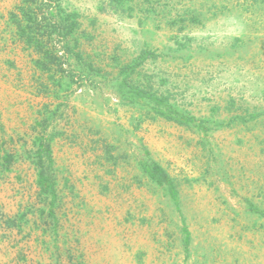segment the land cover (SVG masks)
<instances>
[{
	"label": "rangeland",
	"instance_id": "obj_1",
	"mask_svg": "<svg viewBox=\"0 0 264 264\" xmlns=\"http://www.w3.org/2000/svg\"><path fill=\"white\" fill-rule=\"evenodd\" d=\"M21 2L0 0V156L14 157L0 173V264H264V6L161 0L173 18L199 12V24L182 25L166 13L147 19L143 0H133L130 17L107 0H53L79 14L82 59L65 61L59 48L61 69L99 71L94 84L54 93L9 20ZM185 40L187 61L184 51L138 71L195 117L221 122L207 134L122 106L109 85L115 65L145 42L162 54ZM56 107L48 125L58 133L52 219L23 156L42 110ZM252 113L260 115L232 121ZM144 152L175 180L178 208L142 174ZM23 213V222L7 225Z\"/></svg>",
	"mask_w": 264,
	"mask_h": 264
},
{
	"label": "trees",
	"instance_id": "obj_2",
	"mask_svg": "<svg viewBox=\"0 0 264 264\" xmlns=\"http://www.w3.org/2000/svg\"><path fill=\"white\" fill-rule=\"evenodd\" d=\"M109 5L117 13L130 17L134 11L133 0H107ZM144 13L148 19L151 15H170V23H182L186 21L192 24L200 23V14L197 11L185 9L181 16L173 18L167 5L159 7L161 0H143ZM257 5L264 6V0H252ZM168 9V10H167ZM79 14L75 11L68 12L60 4L53 3V0H22L15 12L9 15V20L15 27L17 37L23 42L27 49L34 52L37 57L32 64L41 73H49L48 79L56 89L54 93L67 91L70 84L78 81H89L94 84V77H98L99 71L87 65L86 68L77 67V70L66 72L61 69V58L58 56V49L62 50L65 61L74 57L79 63L82 59L80 53L75 52L77 48L76 33L79 31ZM177 20V21H176ZM143 23L139 21V25ZM182 29L178 28V31ZM189 40L184 42L175 41V46L168 47L164 53L156 54L150 49L147 42L143 44V49L139 54L127 64H117L116 75L110 80L109 85L113 89L122 106L131 107L142 113L144 116L152 118H162L167 122L174 123L186 128H194L202 134L220 127L221 122L215 120L197 118L191 113L181 108L177 102L171 100L168 93L160 91L154 87L153 77L139 72V67L150 60L156 61L158 58L174 59L177 55L183 54L189 48ZM201 49V48H200ZM198 49L197 51H199ZM191 55L190 51L182 59L187 61ZM58 65V66H54ZM54 68H57L54 70ZM74 77L76 79H74ZM56 95V94H55ZM232 105V104H231ZM57 112V107L51 111L47 108L42 110V118L36 121L34 130L36 134L31 140V149L24 154V158L31 162L36 171V186L38 188V199L48 200L47 215L53 216V206L56 203V179L53 169V155L51 143L58 135L57 132L48 131V125ZM260 114L252 113L244 117L234 116V119L245 122L256 119ZM143 159L139 162V167L143 175L159 190L169 197L170 201L178 208L179 195L175 180L169 176L166 170L144 152ZM14 157L10 153L0 156V173L10 169ZM42 212V211H41ZM43 213V212H42ZM26 214H20L16 219L7 225L23 222ZM182 232L185 236L186 246L189 243L190 234L184 224Z\"/></svg>",
	"mask_w": 264,
	"mask_h": 264
},
{
	"label": "crops",
	"instance_id": "obj_3",
	"mask_svg": "<svg viewBox=\"0 0 264 264\" xmlns=\"http://www.w3.org/2000/svg\"><path fill=\"white\" fill-rule=\"evenodd\" d=\"M2 30V26H1V24H0V31Z\"/></svg>",
	"mask_w": 264,
	"mask_h": 264
}]
</instances>
